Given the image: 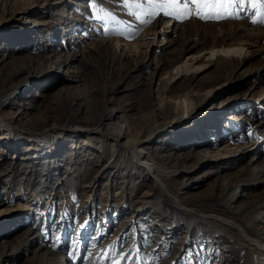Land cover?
I'll return each mask as SVG.
<instances>
[{"label":"rangeland","instance_id":"rangeland-1","mask_svg":"<svg viewBox=\"0 0 264 264\" xmlns=\"http://www.w3.org/2000/svg\"><path fill=\"white\" fill-rule=\"evenodd\" d=\"M23 1L31 2L0 0V38L12 36L8 43L0 42V92L32 77L42 78L17 99L13 111L8 103L0 107V168L13 163L20 169L23 155L41 145L28 140L48 131L52 135L61 131L58 142L68 145L59 154L67 156V162L90 160L81 173L68 172L66 161H57L41 190L54 201L41 215L30 211L12 218L11 213L0 222V264H27L36 252L45 264H96L101 257L103 264H112V258L125 254L120 264H264V250L245 241L250 237L264 246V24L252 22L258 18L256 9L246 2L239 18L181 20L163 12L155 18H138L136 13L142 10L126 7L124 0H61L64 4L55 12L30 11L28 26L24 16L14 15ZM46 1L38 4L53 7L57 2ZM106 29L110 34L105 35ZM14 42L19 45L12 47ZM137 42L145 46L141 48L145 54L139 57L132 52ZM164 42L171 44L162 49ZM189 45L194 49L182 56ZM44 46L49 50H43ZM82 50L90 65L83 66V82L75 83L68 73L78 70V62L60 68L58 80L44 78L48 70L58 68L57 55ZM36 63L44 70L38 65L26 72L24 67ZM185 83H192V89L181 90ZM173 87L178 90L166 92ZM226 89L228 93L219 97ZM209 98L217 101L200 111ZM168 102L184 111L172 121L189 122L172 129L162 143L159 138L152 144L153 153L163 149L149 162L152 171L128 150L143 132L127 128L140 125L148 132L157 119L161 124L169 114L163 109ZM29 104L35 107L25 110ZM2 111L11 112L13 124L2 120ZM19 112L25 116L23 121L17 118ZM69 113L77 115L83 127L92 121L101 125V131L110 127L125 133L124 137L118 143L109 141L110 146L103 149L104 138L90 131H62L53 120L39 131L28 125L43 114L59 120ZM15 127L22 136L3 137ZM217 139L221 144L209 150ZM3 143L13 144L14 150L2 148ZM20 147L21 153L15 151ZM202 149L215 158L237 152L232 155L237 160L230 167L220 166L213 158L191 159L179 166L186 153ZM126 152L132 155L133 165L117 159ZM39 155H30L37 169L48 162ZM165 156L174 159L163 161ZM241 169L243 173L238 172ZM17 176L13 185L0 184V213L28 207L21 203L18 188L27 186L26 194L28 179L35 182L41 174ZM184 184L192 189L182 190ZM10 186L15 192L7 195L4 191ZM232 192L235 200L226 204L225 197ZM112 196L116 202L111 203ZM252 229L254 235L249 236ZM24 233H30L27 252L22 249ZM21 251L23 255L18 256Z\"/></svg>","mask_w":264,"mask_h":264},{"label":"bare ground","instance_id":"bare-ground-1","mask_svg":"<svg viewBox=\"0 0 264 264\" xmlns=\"http://www.w3.org/2000/svg\"><path fill=\"white\" fill-rule=\"evenodd\" d=\"M30 1L31 2H26V1L21 2L22 5H21L20 9L14 14L16 16H24L23 20L26 21V25H28V26L30 24L29 23L30 21L28 20V18H29L28 15H29V13H31L30 11H34L37 8H44V9L48 10L51 13V12H55L57 9H59V7H61L64 4V2H61V0H57V2H55L53 7H49L50 5H45V6L41 7L38 4L39 0H30ZM34 3L36 4V6H35ZM46 3L50 4L49 0H47ZM16 18H14V19H16ZM18 22H20V21H18ZM14 31L17 32V30H14ZM36 32L39 33V28H37ZM164 33H167V32H164ZM4 35H7V34L5 33ZM42 35L43 34L40 33V36H38L37 39L38 40L41 39ZM34 38H35V36H34ZM37 39L35 41H38ZM11 40H12V36L11 35H7V39H4V40H2V38H0V42H4V43L5 42L8 43ZM15 43L16 42L13 43L14 46H12V47H16V46L19 45V44L15 45ZM170 44H171L170 42H167V43L164 42L162 49H166L167 48L166 46L170 45ZM135 45L136 46H134L133 51H132V52H134L133 55H135V57H139V55H144L145 52L142 51L141 48L142 47L145 48V46L142 43H140V42H137ZM150 48H151V46H150ZM42 49L47 51V50H49V47L48 46H44V48H42ZM191 49H194V48L190 47V45H189L188 47H186V49H184L182 51L181 55L182 56L185 55ZM13 50H11V52ZM87 56H88V54L86 53L85 50H82L80 52H75L71 56L70 55H64L63 56V54L57 55L55 57V60L58 62V68L56 69V71L48 70V72L45 74L44 78L46 80H49V81L51 79L58 80L59 79L58 75H59L60 68H63L64 66L72 67V65L74 66L78 62L79 63L78 64L79 65L78 70L77 71H72L71 73L68 72V73L71 74L70 78H73V81L75 83L83 82L84 81L83 80V74H84L83 66H85V67H89L90 66V65L88 66L86 64V63H88ZM221 58L223 59L222 56H220V59ZM28 59L30 61L34 60V58H32V57L28 58ZM233 61H235V60L233 59ZM229 62L230 61H227L226 63H229ZM38 65L41 67L42 70H44V66L41 63H39L37 65L28 64L24 68H25L26 72L31 73L32 71L37 69V67H39ZM159 69L161 70V67ZM147 70L148 71L151 70L150 66L147 67ZM65 75H67V73ZM38 78L41 79L42 76H40ZM39 79H35L34 77H32V79L21 83L19 86L11 88L7 92L6 91L0 92V107L3 106L4 104L8 103V105H9L8 107H11V109H12L11 111H13L15 109V107H16L17 99H19V97L25 93V91L30 87V85L32 83L36 84L38 82L37 80H39ZM232 85H233V83H230V85H229L230 88L229 89L233 88ZM192 87H193L192 83H190V84H186L185 83V86L181 90H183V89L184 90H190V89H192ZM53 88H57V85H54ZM30 89H31V87H30ZM177 90H178L177 87H173L171 90L168 89V91L166 89V92H168L169 94H172V93L176 92ZM226 90H224V91L222 90L224 93L219 95V97H221V96L225 95L226 93H228L229 90H227V91ZM41 96H44V95H41ZM161 98H159V99H161ZM215 101H217V100H215V98H209L208 101H207V104L205 106H203L202 108H200V111H203L202 109H206L207 107H209V104H211V103H213ZM33 107H35L34 104H29V107L25 108V110H28L29 108L33 109ZM68 107L70 108V110L74 109L73 104L68 105ZM172 108H174V112H170V110H172ZM163 109L168 110V112H169L168 117L164 118L163 119L164 121L161 124H159V125L157 124L159 122V119H157V122H155V123L158 126H156V124H155L154 126L149 127L150 129L148 130V132H145L146 129H144L142 126L140 128H138V126H140V125H135V127L127 128V129L132 130V131L133 130H141L143 132V135L140 138H138L136 141H133L130 144V148L128 150L131 149L133 152L137 153L136 155L139 156L140 159L145 160V161L142 160V162H143L142 164H144L148 169H150L152 171L154 170V167L152 168V166L149 165L150 164L149 162H152L153 159H155L156 157H159V155L163 151V149L160 148V150L158 151L159 153H156V152L153 153L152 149H151L152 144H154L155 141H157L159 138H162V140L160 142H158V143H162L163 141H165L168 138V134L173 132L172 129H179L186 122H189V119H185L184 121H177V122L171 120L172 117H177V116L182 115L184 113V111L181 109L180 105H177L176 103H173V102H168L167 107L163 108ZM7 112H5V111L3 112L2 111V113H4V118H2V120L4 122L8 123L9 125H11V124H13L14 121H13V118L9 117L11 115V112H8V113ZM160 114H162V113L160 112ZM43 116L42 117L32 118V119H34V121H37V122H32V123L28 124L29 126H31L30 128L33 129V130L39 131V129H40V127L42 125H44L47 122L53 120V122H55V124L57 126H59L62 131H69V130H72V131L74 130L75 132L76 131H78V132L79 131H83V132L90 131L94 135H101L104 138V141L101 142L103 149L110 146V144L108 143L109 141H114V142L118 143L119 140L121 138H123L124 134H125V133L121 134L118 131H114L110 127H108V129L106 131H101L100 130L101 125L99 126V124H94V122H92V121L87 123L89 125L83 127L84 126L83 122L77 119L78 116L75 115V114H71V113L65 115L64 119H59V120H55V119H53L51 117H45V114H43ZM24 117H25L24 114L22 112H19V115H18L17 118H20V120L23 121ZM158 117H160V116H157V118ZM208 118L209 117H205L203 119L207 120ZM26 123H29V122H26ZM201 132H202V130L200 128L199 133H201ZM60 133H61V131L56 133V134H54V135H52L53 134L52 131H48V132H44V133L35 134L34 137H31V139H29L28 141H30L32 143H37V144L41 143V145L39 147H37V146L33 147L31 149V151L30 150L28 151L30 153H27L26 155H23L24 157L21 158V160H20L23 166L22 167L20 166V169H18L19 166L15 165L13 163L10 164V165H7L6 167L0 168V184L1 183H6L7 187L9 185H13V183H15V181H16V179L18 177L17 173L25 174L28 177L30 175H32L33 173L34 174H36V173H40L41 174V176H39V179H37L35 182H32V181H30L28 179V186H29L28 190H29V192H27L26 194H25V191L28 188L27 186H25L24 188L23 187L18 188V193L20 194V198L22 197L21 203L28 204V207L27 206H18V207H16L14 209L15 211L14 210H10V211H7V212H3L2 211L0 213V222H3L7 218H9L11 216V213H13L12 218L19 216V214H21V213H27V212H30V211L32 213H34L35 216H37V215L39 216V215H41V213L43 211V208L45 206H48L52 201H54L52 199V195L45 194V191L43 192L41 190L43 189L45 182L48 181L51 178L52 173L55 172V170H56V167H55L56 162L59 161L61 163L63 161L64 162L66 161L67 156L59 154V150H61L63 148H66L68 144L67 143H63L62 144V143L58 142V139H59L58 137L61 135ZM19 135L22 136V134L20 133L19 128L15 127V130H14V132H12V134H8V135H4L3 134V137L6 138L7 136H9L11 138H15L16 136H19ZM34 139H36V141ZM22 144H20V146H22ZM220 144H221V140L215 141V143L212 144V146H211V148H209V150L212 149L213 151H215L214 150L215 147L217 145H220ZM3 145L4 146H2V148L5 147L4 149L14 150V149H12L13 147H11L13 144H5V143H3ZM42 146H46V147H42ZM21 148L22 147L15 148V151L18 150L21 153L22 152ZM116 151L117 150L114 147L113 148V153H115ZM25 152H27V151H25ZM127 152L125 153L124 157H123V155H122V157L119 155V157L117 159H119L120 162L126 163V165L129 166V165L132 164L134 159H133L132 155L127 153ZM164 152H166V151H164ZM32 153H39L40 154L39 158H46L48 160V162L45 163V164H42V166L37 169L36 167H34L35 166L34 161L36 159H33L30 156ZM209 153H210V151H208V152L205 151L204 152L203 149L199 150V151H196V152H188V153L185 154L183 159L179 161V166H182L184 163L185 164L188 163V161H190L191 159H193V160H197V159L198 160H202L203 159L204 160L205 158H213V159H217V161H220V162H218V163H220L219 164L220 166H229L230 167L231 165H229V164L232 163L233 160L234 161L237 160L236 156H232V155L233 154H238L237 152H233V153H230V154H232L230 156H226V157L217 156V158H215L214 156L208 155ZM58 157L61 160H57L56 158H58ZM96 157L97 156L93 157V159L96 158ZM112 157H114V156H112ZM102 158L105 159L104 156ZM167 158H169V160H173L174 159V157H171V156L170 157L165 156L164 158H161V159L163 161H165V160H167ZM53 160H55V161H53ZM87 160H90V157H87L85 160H82V161L74 159V158H71L70 162L66 161V165L67 166H66L65 169L68 172H70V170L74 169L75 172L78 171L79 173H81L84 170H86L85 169L86 167H88V166H86ZM0 161H2V160H0ZM135 162H137V161H135ZM117 163H118V161H117ZM117 163H115L114 165H116ZM238 172L239 173H243V170L241 169ZM8 177H9V179H8ZM5 178H6V180L4 181L3 179H5ZM45 178H46V180L44 181ZM24 179H27V178L25 177ZM154 180H156V179L154 178ZM55 182H57V180ZM13 187L14 186H12V187L10 186L9 188H7L4 191V193H6L7 195H10L11 193H14L15 192V188L13 190ZM181 189L182 190H184V189L185 190H190V189H192V185L184 184V185L181 186ZM163 194H164V192H163ZM163 194H160V195H162V197H164ZM233 194H234V192L228 194L225 197L226 204H228L230 202H233L235 200V195H233ZM112 198L113 199L111 200V203L116 202L117 199L114 196H112ZM0 201H1V198H0ZM136 202H140V201L137 200ZM182 204H183L182 202L179 203V205H182ZM176 208H177V206H176ZM8 212H10V213L8 214ZM29 234L24 233L23 236H21L22 245L24 246L22 249L26 250V252H27V250L29 249V247L31 245V244H28V238L30 237ZM250 235H254L253 229H252V231L250 230L249 236ZM245 241H247L249 243L254 242L251 245L255 246L257 249L264 250V246L260 245L259 244L260 242H256V241L250 239V237H247L245 239ZM261 246H263V247H261ZM37 253L38 252L35 253V256H33V257H31L29 259L27 264H45L44 263V259H41V257H39ZM17 255L18 256L19 255L22 256L23 252L21 251ZM47 256L49 257V256H51V254H49V252H48ZM253 261L260 262L261 260L259 261V259H255Z\"/></svg>","mask_w":264,"mask_h":264},{"label":"snow or ice","instance_id":"snow-or-ice-1","mask_svg":"<svg viewBox=\"0 0 264 264\" xmlns=\"http://www.w3.org/2000/svg\"><path fill=\"white\" fill-rule=\"evenodd\" d=\"M246 2L251 8L256 9V19L253 23L264 24V0H124L126 7H134L138 11V18L141 15H147L152 18L159 12H163L166 17L176 19H187L193 16L203 20H221L227 17L239 18L240 12L245 10ZM145 4L147 7H145ZM147 22V21H144ZM110 34L105 30V35ZM127 254L122 257L112 258V264H120V261L126 258ZM96 264H103V257L96 261Z\"/></svg>","mask_w":264,"mask_h":264}]
</instances>
